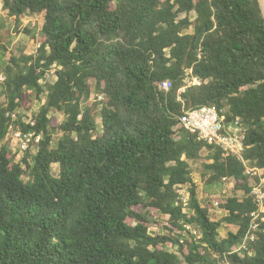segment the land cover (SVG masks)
<instances>
[{"label":"trees","instance_id":"obj_1","mask_svg":"<svg viewBox=\"0 0 264 264\" xmlns=\"http://www.w3.org/2000/svg\"><path fill=\"white\" fill-rule=\"evenodd\" d=\"M3 7L17 22L42 14L43 25L37 50L0 68V264H264V213L255 239L238 249L257 210L252 187L264 179L258 0H3ZM50 71L55 80L40 83ZM187 75L201 84L179 93ZM163 80L171 81L167 91ZM91 87L100 102L88 103ZM28 91L45 102L31 121L13 119ZM202 105L227 123L241 119L243 158L260 176L179 124L184 110ZM52 110L63 116L55 127ZM10 125L40 136L33 156H9ZM203 150L206 186L225 178L241 193L219 200L221 221L200 204L192 179L190 163ZM180 185H188L186 211L177 203ZM150 210L166 217L167 233L149 232ZM223 222L237 228L220 238Z\"/></svg>","mask_w":264,"mask_h":264},{"label":"rangeland","instance_id":"obj_2","mask_svg":"<svg viewBox=\"0 0 264 264\" xmlns=\"http://www.w3.org/2000/svg\"><path fill=\"white\" fill-rule=\"evenodd\" d=\"M181 17L185 16V12L181 13ZM194 13H190V18H194ZM43 25V15H23L20 18V22L15 21L14 17H10L7 14V10L3 7V0H0V38H2L0 44V68L4 66L10 56H18L21 53L32 54L37 50L38 39L41 36V28ZM46 77V78H45ZM45 78V79H44ZM41 79V82H53L55 76L52 73H49L47 76ZM46 84V83H45ZM30 93V91H28ZM32 94L30 100H27L24 108L17 111V116L21 117V120L24 122H29L32 120L34 115L39 110V107L45 102V94L40 95L39 98L35 97ZM101 95H97L94 87H91V94L88 100L89 104H94L96 101L100 102ZM0 101H4V96L0 97ZM100 109V105L97 106V110ZM51 125L57 126L62 120L63 116L61 113H58L54 110L50 112ZM97 122V132H101V119L100 115L95 116ZM55 133L54 141L52 146L56 144ZM5 144H7L10 154L13 158V161H20L25 155L26 151L21 150L18 143L14 141L11 132L7 135L5 139ZM1 146V143H0ZM29 155L33 156L37 148L29 145ZM30 156V157H31ZM207 150H203L201 157L190 163L192 168V179L196 184V190L198 194V199L200 204L208 210V215L213 221H221L225 216L226 212L218 205L219 200L225 199L227 197L237 195L240 196L241 193L235 191L234 182L228 180H222L219 185L216 186H206L203 179V162H210L207 160ZM57 164L53 166V173H56ZM25 178V176H23ZM184 190H188V185H183ZM138 210H141V207H138ZM144 211V210H142ZM148 218L151 220V226L149 232L151 234H165L168 230L165 228L167 226L166 217L161 215L155 210H150L147 212ZM134 221H131L133 224ZM235 225L222 223L219 228V237L223 238L227 235L228 231H235ZM197 235L199 232L196 231ZM166 249L176 251L177 246H172L171 244H166L164 246Z\"/></svg>","mask_w":264,"mask_h":264},{"label":"built area","instance_id":"obj_3","mask_svg":"<svg viewBox=\"0 0 264 264\" xmlns=\"http://www.w3.org/2000/svg\"><path fill=\"white\" fill-rule=\"evenodd\" d=\"M188 72H191V69ZM49 73H52L55 76L53 71L48 72L46 76ZM3 80L4 75L0 74V81ZM39 82L43 83L41 82V79ZM183 82L184 85L179 89V93L183 92L185 88L190 85L201 84V80L192 75H187L184 78ZM171 85L172 84L170 80H163L159 83L158 86L159 89L167 91L171 88ZM179 99L181 98L179 97ZM11 117L15 119L16 114L12 113ZM179 124L190 133L195 134L199 140L222 149L225 154L236 156L245 165L247 174L260 176L262 170L249 167L248 165H246L243 158V151L245 149V126L239 117H236L234 120L227 123L225 121V117L221 115L215 107L202 105L196 108L184 110L183 113L179 116ZM9 132H11L14 141L18 143L19 147L23 151H29V145L36 147V144L40 139V136L34 137L33 132H23L20 129H14L12 125H10L9 127ZM223 180L226 179L224 178ZM263 186L264 179L260 178V182L258 184H254L252 187L251 194L254 197V201L257 205V210L251 213L252 218L250 226L242 244L238 247L239 250L245 248V243L247 242V240H254L256 237L253 231L258 229L259 222L257 221V219L260 218L262 213H264ZM189 198V191L184 190V186L180 185L178 188L177 203L182 204V206L184 207V211L188 209ZM261 219L264 220V217L262 216Z\"/></svg>","mask_w":264,"mask_h":264},{"label":"water","instance_id":"obj_4","mask_svg":"<svg viewBox=\"0 0 264 264\" xmlns=\"http://www.w3.org/2000/svg\"><path fill=\"white\" fill-rule=\"evenodd\" d=\"M258 3H259V7L261 10L262 16L264 18V0H258Z\"/></svg>","mask_w":264,"mask_h":264}]
</instances>
